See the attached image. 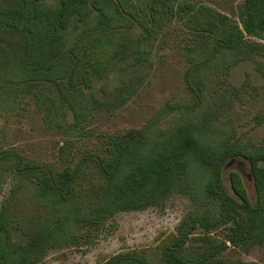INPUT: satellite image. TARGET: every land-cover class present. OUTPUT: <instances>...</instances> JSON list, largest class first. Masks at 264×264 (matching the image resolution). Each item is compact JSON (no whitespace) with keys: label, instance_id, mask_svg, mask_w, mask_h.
Here are the masks:
<instances>
[{"label":"trees","instance_id":"16d2710c","mask_svg":"<svg viewBox=\"0 0 264 264\" xmlns=\"http://www.w3.org/2000/svg\"><path fill=\"white\" fill-rule=\"evenodd\" d=\"M47 2L0 0L2 90L41 88L39 99L49 107L50 97L44 92L53 86L58 103L73 116L75 126L85 119L86 70L103 75L114 60L133 54L135 49V62L147 59L150 52L142 46H150L174 21L192 33L196 45L189 52L199 49L203 56L191 60L185 76L199 109L206 105L209 67L219 54L237 58L230 65L236 66L246 60L241 56L247 48L252 53L264 48L248 40L264 41V0H243L237 8L238 21L189 0H59L56 9ZM136 29L142 34L133 39L131 33ZM8 39L17 49L9 47ZM229 91H216L213 104L205 107L201 117L181 118L169 131L153 133L151 126H146L111 136L102 160L106 190L95 206L88 205V212H80L74 200L69 169L59 170L24 159L19 153L0 151V162H10L11 174L21 183L14 193L29 182L45 208L43 215L25 216L3 207L0 264H37L50 250L71 242L79 226L98 227L118 212L161 206L176 193L189 195L199 208L182 220L176 234L161 248L157 264H243L218 258L222 248H216L217 240L210 234L225 224L232 227L229 238L233 247L242 241L264 243V144L250 149L212 136L211 120L230 103ZM57 124L63 127L62 121ZM236 156L251 165L256 205L249 201L238 174L230 176L232 194L223 184V167ZM199 228L202 236L191 246L189 241ZM18 232H25V242L15 241ZM208 245L216 249L208 252ZM220 246L227 248L223 242ZM102 264L153 263L145 254L129 251Z\"/></svg>","mask_w":264,"mask_h":264},{"label":"rangeland","instance_id":"374dc122","mask_svg":"<svg viewBox=\"0 0 264 264\" xmlns=\"http://www.w3.org/2000/svg\"><path fill=\"white\" fill-rule=\"evenodd\" d=\"M189 1L236 21L237 8L243 0ZM58 3L59 0H48L47 5L56 9ZM141 34L142 31L136 29L131 36L136 39ZM191 36L182 23L174 21L150 46H142L144 51L150 52L147 59L135 62L138 54L135 49L133 54L128 52L125 58L114 60L103 75L87 69L85 119L79 126H75L73 116L58 103L55 87L48 86L44 92L50 97L48 107L39 99V94L43 93L41 88L31 86L5 92L2 90L5 79L0 75V151L19 153L24 159L59 170L69 169L74 200L80 212H88V205L95 206L106 190L102 160L107 156L111 136L146 126H151L153 133L166 132L181 118L196 120L205 107L213 104L214 93L220 89L232 92L227 95L230 103L211 120L215 131L212 136L250 149L260 147L264 144V48L258 53L247 48L241 56L246 60L236 66L230 65L237 58L219 54L209 67L206 105L199 109L185 80L191 60L203 58L199 49L189 52L196 45ZM248 40L264 45V41L255 38ZM8 41L10 48L17 49L18 45ZM59 121L63 122V127L58 126ZM10 168V162H0V212L8 206L17 214L43 215L45 208L29 182L14 193L21 183ZM233 173L240 176L249 201L256 205L255 177L249 161L236 156L225 163L222 180L231 194ZM198 208L189 195L176 193L161 206L118 212L102 226H79L71 242L50 250L37 264H102L129 251L143 253L157 264L161 248L176 234L182 220ZM230 228V225L219 224L210 234L217 240L216 248H222L217 257L243 264H264V243L252 245L242 241L233 247ZM201 231L202 228L197 229L190 239L191 246H196L195 239L202 236ZM24 233H15V241L25 242ZM222 242L227 245L225 250L220 246ZM216 248L207 246L208 252Z\"/></svg>","mask_w":264,"mask_h":264}]
</instances>
